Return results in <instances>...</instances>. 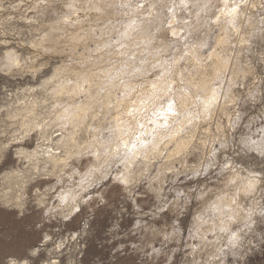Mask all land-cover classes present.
Returning a JSON list of instances; mask_svg holds the SVG:
<instances>
[{
  "label": "clouds",
  "instance_id": "1",
  "mask_svg": "<svg viewBox=\"0 0 264 264\" xmlns=\"http://www.w3.org/2000/svg\"><path fill=\"white\" fill-rule=\"evenodd\" d=\"M0 264H264V0H0Z\"/></svg>",
  "mask_w": 264,
  "mask_h": 264
}]
</instances>
